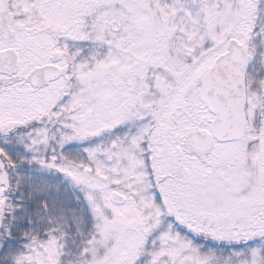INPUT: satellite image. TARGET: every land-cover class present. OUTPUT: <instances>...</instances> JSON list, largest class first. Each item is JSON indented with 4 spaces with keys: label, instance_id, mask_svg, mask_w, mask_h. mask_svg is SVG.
<instances>
[{
    "label": "snow or ice",
    "instance_id": "6c2138e0",
    "mask_svg": "<svg viewBox=\"0 0 264 264\" xmlns=\"http://www.w3.org/2000/svg\"><path fill=\"white\" fill-rule=\"evenodd\" d=\"M0 264H264V0H0Z\"/></svg>",
    "mask_w": 264,
    "mask_h": 264
}]
</instances>
